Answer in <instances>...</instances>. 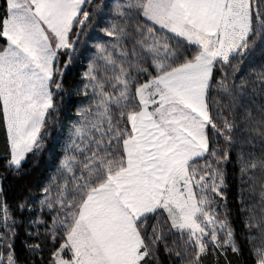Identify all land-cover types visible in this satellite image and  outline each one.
<instances>
[{"label": "snow or ice", "instance_id": "obj_1", "mask_svg": "<svg viewBox=\"0 0 264 264\" xmlns=\"http://www.w3.org/2000/svg\"><path fill=\"white\" fill-rule=\"evenodd\" d=\"M0 264H264V0H0Z\"/></svg>", "mask_w": 264, "mask_h": 264}, {"label": "trees", "instance_id": "obj_2", "mask_svg": "<svg viewBox=\"0 0 264 264\" xmlns=\"http://www.w3.org/2000/svg\"><path fill=\"white\" fill-rule=\"evenodd\" d=\"M54 135H55V133H54Z\"/></svg>", "mask_w": 264, "mask_h": 264}]
</instances>
